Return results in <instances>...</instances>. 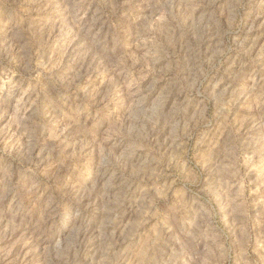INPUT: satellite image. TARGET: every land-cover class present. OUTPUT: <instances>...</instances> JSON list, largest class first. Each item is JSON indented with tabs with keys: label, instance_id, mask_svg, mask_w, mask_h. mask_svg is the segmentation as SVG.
I'll use <instances>...</instances> for the list:
<instances>
[{
	"label": "rangeland",
	"instance_id": "rangeland-1",
	"mask_svg": "<svg viewBox=\"0 0 264 264\" xmlns=\"http://www.w3.org/2000/svg\"><path fill=\"white\" fill-rule=\"evenodd\" d=\"M0 264H264V0H0Z\"/></svg>",
	"mask_w": 264,
	"mask_h": 264
}]
</instances>
